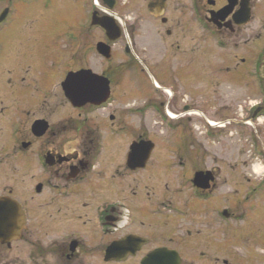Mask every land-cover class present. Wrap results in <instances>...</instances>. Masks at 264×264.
I'll use <instances>...</instances> for the list:
<instances>
[{"label": "flooded vegetation", "instance_id": "obj_1", "mask_svg": "<svg viewBox=\"0 0 264 264\" xmlns=\"http://www.w3.org/2000/svg\"><path fill=\"white\" fill-rule=\"evenodd\" d=\"M2 198L0 264H264V0H0Z\"/></svg>", "mask_w": 264, "mask_h": 264}, {"label": "water", "instance_id": "obj_2", "mask_svg": "<svg viewBox=\"0 0 264 264\" xmlns=\"http://www.w3.org/2000/svg\"><path fill=\"white\" fill-rule=\"evenodd\" d=\"M94 75L93 81H88V85H75L74 78L72 74L68 76V78L63 82V90L65 96L77 107H82L88 102H92L93 104H101L108 98L109 93V82L107 79L104 80L101 76L96 74ZM141 144H152L151 141H140ZM138 145V144H136ZM135 148V147H133ZM8 208L7 202L5 198L0 199V224L1 226L6 225L7 219L9 218V214L6 211ZM13 219L16 221V212L13 213ZM6 232L0 231V239L1 235H5ZM2 240V239H1Z\"/></svg>", "mask_w": 264, "mask_h": 264}, {"label": "rangeland", "instance_id": "obj_3", "mask_svg": "<svg viewBox=\"0 0 264 264\" xmlns=\"http://www.w3.org/2000/svg\"><path fill=\"white\" fill-rule=\"evenodd\" d=\"M177 14H180V13L177 12ZM176 16L174 15V17H176ZM128 70L124 74V80L126 82V85L129 84L131 88L125 87L126 96L127 97H129V96H132V97H134V96H150L151 95V91H150L151 82L146 77H144L141 73H139L138 77L140 78V80L136 82V87L133 88L134 83H130V81H129V80H131V76H130ZM156 74L158 75L157 72H156ZM159 83L162 84L163 86L168 85L167 80L165 81L163 79H159ZM53 92L57 93L58 95L61 96L60 92L59 91L57 92L55 88L52 89L51 93H53ZM120 104H122V103H120ZM67 108L68 107L66 105H65V107L64 106L61 107L60 111H61L62 116L59 115L58 117H56L58 119V121H65L63 119L64 117H67V118L70 117L69 114H67L70 112V110ZM127 121L129 122V124H132L135 128L144 127V124H145V126L148 127V129L150 130L149 131V137L150 138H154L157 141V143H160V144L165 143L163 140L164 135L161 134L160 131H156L155 122L152 120V118L149 115L146 118L142 117L141 120L138 119V117H136L135 119H129V120L127 119ZM134 137H136V136L126 135L125 136L126 143H128V141Z\"/></svg>", "mask_w": 264, "mask_h": 264}]
</instances>
